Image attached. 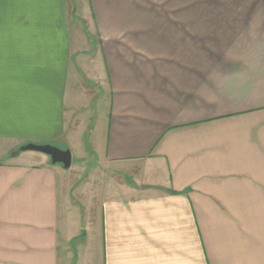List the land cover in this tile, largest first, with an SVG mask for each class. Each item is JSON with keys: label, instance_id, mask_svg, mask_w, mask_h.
Here are the masks:
<instances>
[{"label": "crops", "instance_id": "crops-1", "mask_svg": "<svg viewBox=\"0 0 264 264\" xmlns=\"http://www.w3.org/2000/svg\"><path fill=\"white\" fill-rule=\"evenodd\" d=\"M88 6L90 36L69 0H0V264H264V0ZM23 143L132 185L61 224L60 164Z\"/></svg>", "mask_w": 264, "mask_h": 264}, {"label": "rangeland", "instance_id": "rangeland-1", "mask_svg": "<svg viewBox=\"0 0 264 264\" xmlns=\"http://www.w3.org/2000/svg\"><path fill=\"white\" fill-rule=\"evenodd\" d=\"M72 8L75 11V22L79 20L80 25L83 29H88L87 31L93 32L94 29L91 27V16L89 14L88 0H69ZM76 25V24H75ZM77 26V25H76ZM80 27V28H81ZM75 28V27H74ZM72 28V29H74ZM93 40V38H92ZM91 41V40H90ZM92 46V45H91ZM93 47V46H92ZM96 64V74L91 78L86 73H81L82 84H86V88H89L94 92L93 96L98 97V102L106 108L107 95L106 92L101 93V87H99L98 82L103 78V64L100 59L95 60ZM104 103V104H103ZM14 142H4L0 143V161L15 160L16 155L10 156L7 151V147L15 146ZM23 144L16 146L15 152L19 154L20 147ZM12 151L11 154L15 153ZM24 154L38 155L37 152L23 151ZM75 152H71V166L68 169H64L61 165L57 169V187H58V199L60 204V209H68V214H60L59 219L61 224L64 218L69 217L70 222H75L77 224L85 223L87 216L91 213L92 216H97L99 210V202L110 194L125 193L127 188L132 185V176L124 171H119L112 165H106L100 161L94 159L92 156L86 154L85 159L77 158L73 155ZM63 209V210H64ZM68 223V222H67ZM67 224L66 227L70 228ZM82 225V224H81ZM83 234L84 230L78 232ZM81 236V235H80ZM71 248H74L78 255V251L81 253V244H79L78 239L73 243H70Z\"/></svg>", "mask_w": 264, "mask_h": 264}, {"label": "water", "instance_id": "water-1", "mask_svg": "<svg viewBox=\"0 0 264 264\" xmlns=\"http://www.w3.org/2000/svg\"><path fill=\"white\" fill-rule=\"evenodd\" d=\"M20 151H33L47 155L52 164H60L64 169L71 166V151L61 149L52 144L26 143L20 147Z\"/></svg>", "mask_w": 264, "mask_h": 264}]
</instances>
